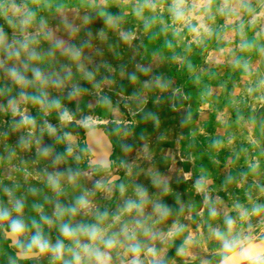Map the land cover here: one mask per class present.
I'll return each mask as SVG.
<instances>
[{"label":"clouds","instance_id":"9594fccd","mask_svg":"<svg viewBox=\"0 0 264 264\" xmlns=\"http://www.w3.org/2000/svg\"><path fill=\"white\" fill-rule=\"evenodd\" d=\"M0 264H264V0H0Z\"/></svg>","mask_w":264,"mask_h":264}]
</instances>
